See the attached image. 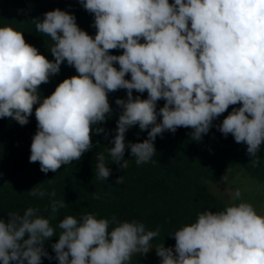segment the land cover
Returning <instances> with one entry per match:
<instances>
[{"label": "clouds", "instance_id": "9594fccd", "mask_svg": "<svg viewBox=\"0 0 264 264\" xmlns=\"http://www.w3.org/2000/svg\"><path fill=\"white\" fill-rule=\"evenodd\" d=\"M93 14L94 36L81 29L74 14L56 8L32 19L36 31L50 37L52 60L25 41L11 26L0 27V118L21 126L29 123L34 105L37 130L29 162H39L43 173L79 161L93 147V135L112 114L109 94L117 98L120 113L111 147L112 163L128 167L126 150L137 165L154 162L155 140L165 132L190 128L201 141L215 126L247 146L254 167L264 144V0H79ZM143 41V42H141ZM123 50L120 55L110 50ZM74 67L76 75L60 82L51 95L39 89L60 72ZM118 65V67H117ZM130 75V79L126 76ZM147 92V98L133 95ZM164 101L157 108L158 102ZM222 122L214 125L229 106ZM147 132L142 142L126 141L137 126ZM98 144V143H97ZM105 155H96L95 175L106 181L112 170ZM224 175L221 181L227 183ZM123 183V176L115 181ZM42 184V183H41ZM37 184L29 195L50 199L53 216L38 208L23 215L9 212L0 218V264H130L134 254L152 249L160 264H264V215L242 201L239 189H227L230 203L221 211L204 210L195 222L171 236L175 246H152L159 229L147 230L136 220L98 219L87 213L69 215L58 224V239L50 221L65 200ZM94 198L99 199V196ZM239 201V203H237Z\"/></svg>", "mask_w": 264, "mask_h": 264}, {"label": "trees", "instance_id": "16d2710c", "mask_svg": "<svg viewBox=\"0 0 264 264\" xmlns=\"http://www.w3.org/2000/svg\"><path fill=\"white\" fill-rule=\"evenodd\" d=\"M56 8L74 14L81 29L91 36L96 34L92 26L93 14L87 12L79 0H0V27L11 26L22 32L28 44L52 60L49 51L52 41L36 31L32 19L42 18L45 12ZM110 51L113 55H120L123 50ZM76 74L75 68L65 62L58 74L40 86L41 95H51L60 82ZM126 78L130 79V75ZM133 95L147 98V92L139 94L133 90ZM117 98H126V90L109 94L112 114L101 125L108 132L107 138L104 134L93 135L92 142L97 146L85 152L79 161L62 165L55 173H43L39 162H29L30 145L37 130L34 112L38 105H34L27 125L21 126L11 118H0V218L7 219L9 212L23 215L29 207L38 208V214L44 218L53 216L49 197H34L28 191L41 183L46 192L54 190L55 199H64L67 205L59 209L50 221L56 236L46 243V248L53 257L55 253L50 245L57 241L61 231L58 224L66 216L79 219L83 214L93 213L98 219L115 216L119 221L136 220L143 223L147 230L159 229V235L151 241L153 246H175V239L171 236L175 231L195 222L198 214L204 210L221 211L228 205L210 190L208 181L218 182L227 170L238 168L247 176L264 182V144L257 153L260 165L254 167L247 154V146L236 143L231 134L223 136L215 126L201 141L191 139L190 128H178L174 134L165 132L154 142V162L137 165L130 156V150H126L124 159H128V167L121 169L112 163L106 150V147L112 146L110 140L120 113L115 104ZM163 104L164 101L160 100L157 108ZM238 106H229L213 122L214 125L220 124L232 108ZM146 138L147 132H141L138 125L126 133V141L142 142ZM99 153L105 155V163L112 170L105 182L95 175L96 155ZM120 176H123V183L116 184ZM143 261L144 256L135 254L130 264H141ZM42 264H58V261L43 257Z\"/></svg>", "mask_w": 264, "mask_h": 264}, {"label": "rangeland", "instance_id": "374dc122", "mask_svg": "<svg viewBox=\"0 0 264 264\" xmlns=\"http://www.w3.org/2000/svg\"><path fill=\"white\" fill-rule=\"evenodd\" d=\"M224 175L228 178L227 183H224L221 179L218 182L208 181L210 190L224 202L229 204L230 198L226 190L239 189L242 193V201L250 203L258 214L264 215V182L261 183L247 176L238 168L227 170ZM237 203H239V201H237ZM165 247L174 248V246ZM141 264H160V258L156 255L155 249H152L149 253L144 255V261Z\"/></svg>", "mask_w": 264, "mask_h": 264}]
</instances>
